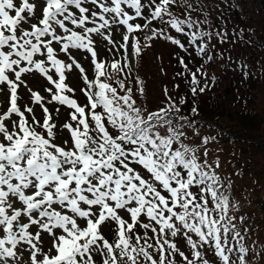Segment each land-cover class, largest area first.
<instances>
[{"label":"snow or ice","instance_id":"1","mask_svg":"<svg viewBox=\"0 0 264 264\" xmlns=\"http://www.w3.org/2000/svg\"><path fill=\"white\" fill-rule=\"evenodd\" d=\"M238 8L0 0V264H264L259 180L237 186L244 168L201 110L229 72L237 101L264 87V59L232 55L264 49ZM158 41L176 70L156 55L153 104L137 66Z\"/></svg>","mask_w":264,"mask_h":264},{"label":"trees","instance_id":"2","mask_svg":"<svg viewBox=\"0 0 264 264\" xmlns=\"http://www.w3.org/2000/svg\"><path fill=\"white\" fill-rule=\"evenodd\" d=\"M232 19L238 24L250 26L256 37L264 36V0H239V8L233 13ZM232 55L254 66L257 60L264 59V49L236 46ZM170 60L174 67L173 56ZM140 71L141 63L137 66L141 77ZM238 80L239 76L230 80L228 93L221 88L220 80L213 93L201 98V110L204 118L224 129L226 135L222 143L233 147L237 159L250 166L244 168L245 173H249L251 179L259 180L253 196L255 203L251 208L255 209V218L260 220L264 219V165L257 168V176L252 170L254 158L250 157L249 149L254 150L260 161H264V87L259 82H254L250 88H240L239 93H243V100L237 101L235 97L238 95ZM244 100L247 101L246 105ZM244 186L246 193L250 189Z\"/></svg>","mask_w":264,"mask_h":264},{"label":"rangeland","instance_id":"3","mask_svg":"<svg viewBox=\"0 0 264 264\" xmlns=\"http://www.w3.org/2000/svg\"><path fill=\"white\" fill-rule=\"evenodd\" d=\"M172 48L170 46H166L163 41H158L155 43L154 47L150 50H146V54L144 55L143 61L141 62V78L143 79L146 90L148 92V99L153 103H158V97L161 92V83H162V77L160 73V66L159 61L155 59L156 55H161L164 59V63L167 65L166 72L171 74L175 71L172 61L170 58H172L171 55ZM236 78V77H235ZM234 79L231 72H229L225 79L221 80V88L225 89L228 87L230 80ZM164 83H167L166 80L163 81ZM222 143V142H221ZM222 146L226 149L225 155H229L232 152H235L236 150L232 147H230L228 144L222 143ZM250 157L254 158V165L252 167L253 172L258 176L259 171L257 168H261L264 165V161L258 158V155L254 154V150L249 149ZM240 159H243L242 157ZM239 161V166H243L245 168L246 166L250 167L246 164L245 161ZM257 162V163H256ZM233 163H236V161H233ZM258 166V167H257ZM250 174L246 173V175L243 176L241 180L237 182V186L240 185H246L249 187L250 185Z\"/></svg>","mask_w":264,"mask_h":264},{"label":"water","instance_id":"4","mask_svg":"<svg viewBox=\"0 0 264 264\" xmlns=\"http://www.w3.org/2000/svg\"><path fill=\"white\" fill-rule=\"evenodd\" d=\"M226 91H228V89L226 88Z\"/></svg>","mask_w":264,"mask_h":264}]
</instances>
